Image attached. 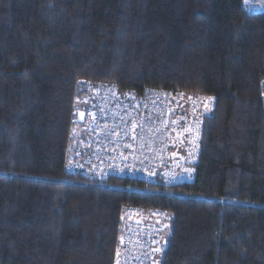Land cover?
Listing matches in <instances>:
<instances>
[{
	"label": "trees",
	"instance_id": "1",
	"mask_svg": "<svg viewBox=\"0 0 264 264\" xmlns=\"http://www.w3.org/2000/svg\"><path fill=\"white\" fill-rule=\"evenodd\" d=\"M249 12L244 0H0V264H113L126 205L167 214L159 264H264V12ZM88 83L212 97L193 181L67 174Z\"/></svg>",
	"mask_w": 264,
	"mask_h": 264
},
{
	"label": "built area",
	"instance_id": "2",
	"mask_svg": "<svg viewBox=\"0 0 264 264\" xmlns=\"http://www.w3.org/2000/svg\"><path fill=\"white\" fill-rule=\"evenodd\" d=\"M244 5L250 12H264V0H244ZM213 109L214 99L202 95L86 84L74 103L65 171L98 185L115 179L140 182L145 188L156 182L164 187L191 183L204 120ZM80 112L82 124L77 122ZM77 126L81 134L74 136ZM120 221L113 264H159L167 244V214L126 205Z\"/></svg>",
	"mask_w": 264,
	"mask_h": 264
},
{
	"label": "rangeland",
	"instance_id": "3",
	"mask_svg": "<svg viewBox=\"0 0 264 264\" xmlns=\"http://www.w3.org/2000/svg\"><path fill=\"white\" fill-rule=\"evenodd\" d=\"M89 84V83H88ZM77 99V98H76ZM76 99H75V101H74V103H76ZM79 134H81V129H80V127H76L75 129H74V136H77V135H79Z\"/></svg>",
	"mask_w": 264,
	"mask_h": 264
},
{
	"label": "water",
	"instance_id": "4",
	"mask_svg": "<svg viewBox=\"0 0 264 264\" xmlns=\"http://www.w3.org/2000/svg\"><path fill=\"white\" fill-rule=\"evenodd\" d=\"M83 112H80L79 114H78V117H77V122L79 123V124H82L83 123Z\"/></svg>",
	"mask_w": 264,
	"mask_h": 264
},
{
	"label": "snow or ice",
	"instance_id": "5",
	"mask_svg": "<svg viewBox=\"0 0 264 264\" xmlns=\"http://www.w3.org/2000/svg\"><path fill=\"white\" fill-rule=\"evenodd\" d=\"M245 3H247V0H245ZM173 123H175V121H173ZM157 251H160V249H156Z\"/></svg>",
	"mask_w": 264,
	"mask_h": 264
},
{
	"label": "bare ground",
	"instance_id": "6",
	"mask_svg": "<svg viewBox=\"0 0 264 264\" xmlns=\"http://www.w3.org/2000/svg\"><path fill=\"white\" fill-rule=\"evenodd\" d=\"M250 13V12H249ZM252 14V13H251ZM77 98V97H76ZM72 145V144H71ZM129 181H132V180H129ZM166 188V187H165ZM172 188V187H171ZM167 189V188H166Z\"/></svg>",
	"mask_w": 264,
	"mask_h": 264
}]
</instances>
